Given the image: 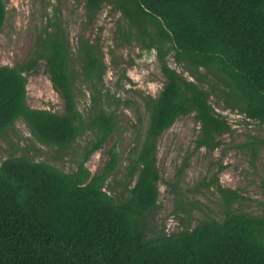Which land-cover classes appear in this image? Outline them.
Wrapping results in <instances>:
<instances>
[{"label": "trees", "instance_id": "16d2710c", "mask_svg": "<svg viewBox=\"0 0 264 264\" xmlns=\"http://www.w3.org/2000/svg\"><path fill=\"white\" fill-rule=\"evenodd\" d=\"M79 1L87 24L111 5L121 17V43L155 51L164 84L155 97L141 98L146 128L128 157L127 197L116 202L104 190L117 164L114 148L98 175L85 168L118 128L98 42L80 32L73 50L54 16L22 63L0 67V133L21 122L37 142L60 149L85 132L92 135L71 174L23 156L0 163V264H264V218L247 213L148 235L159 208L157 153L164 131L193 115L195 148L217 149L231 126L212 99L223 110L264 123V0ZM6 18L7 2L0 0V33ZM169 57L187 76L169 65ZM41 62L63 113L27 104V76ZM78 83L91 98L85 113L77 106ZM218 192L227 209L241 198L220 186ZM180 208L190 219L195 205L188 210L181 202Z\"/></svg>", "mask_w": 264, "mask_h": 264}, {"label": "rangeland", "instance_id": "374dc122", "mask_svg": "<svg viewBox=\"0 0 264 264\" xmlns=\"http://www.w3.org/2000/svg\"><path fill=\"white\" fill-rule=\"evenodd\" d=\"M6 2L7 18L0 33V67L22 63L54 16L60 19L73 50L80 32L92 42H98L107 67L104 88L115 100L112 107L116 105L118 128L102 148L89 157L85 168L91 175H98L109 160L108 150L114 148L117 164L105 181L104 190L116 202L123 201L127 197L124 186L128 157L136 141L142 138L147 123L141 98L155 97L165 80L155 51H142L137 46L121 43L117 32L121 17L109 4H104L95 20L87 24L84 6L79 0ZM168 62L172 68L183 72L171 57ZM77 85V106L85 113L91 105L90 94L85 86ZM26 91L29 107L63 113V101L52 88L43 62L36 73L27 76ZM211 102L231 126V132L221 138L217 149L195 148L198 124L193 115L179 117L158 139L159 208L152 213L149 236L172 234L188 224L194 227L197 221L207 218L219 221L226 213L243 212L264 218V123L223 110L214 99ZM91 139V133L85 132L69 147H50L37 142L28 129L17 122L0 133V163L10 156H23L71 174L77 170L83 149ZM133 184L134 181L129 188ZM219 186L241 196L229 209L224 207ZM181 202L188 210L190 204L195 205L190 219L181 211Z\"/></svg>", "mask_w": 264, "mask_h": 264}]
</instances>
